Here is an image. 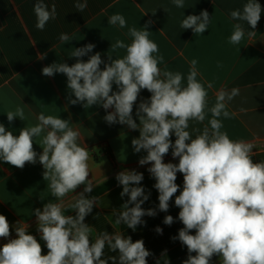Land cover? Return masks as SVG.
<instances>
[{
	"label": "clouds",
	"instance_id": "obj_1",
	"mask_svg": "<svg viewBox=\"0 0 264 264\" xmlns=\"http://www.w3.org/2000/svg\"><path fill=\"white\" fill-rule=\"evenodd\" d=\"M173 4L177 8L185 7L184 0H173ZM75 7L83 11L87 4L78 3ZM34 12L36 27L43 30L47 22L55 18L56 7L52 5L49 10L46 4L36 3ZM261 12L257 0H248L242 11L233 10L230 17L256 29ZM210 22L209 13L204 10L199 15L186 16L180 27L201 35ZM108 24L127 26L125 17L119 13L111 15ZM148 24L140 29L128 28L131 43L117 39L111 44V52L125 50L122 58L114 59L108 54L105 62L96 52L84 61L80 58L95 48L89 43L69 53L70 57L77 58L71 66L52 63L42 68V74L52 77L61 73L67 77V88L75 97L69 99L70 104L82 103L85 108L101 106L107 112L104 120L109 125L118 123L139 131L131 144L134 153L146 152L138 163L151 165L147 171L156 181L153 187L159 194V211L168 212L174 196L175 206L180 209L177 219L184 227L172 239L187 248L189 255L183 264H210L214 255L221 258V264H264V161L254 162L252 143L232 140L222 131L221 117L231 118L227 104L239 95V89L233 88L230 92L221 89L209 108L207 88L197 79V61L190 62L186 86L182 73L167 67L162 70L159 65L164 58L158 55V45L149 38ZM233 29L228 42L238 45L245 30L241 23L234 24ZM255 34L250 30L247 33L250 38ZM60 40L67 43L72 38L62 34ZM114 84L117 91H113ZM207 87L211 88V83ZM142 89L151 96L141 100L136 108L137 123L133 107ZM109 109L114 110L107 111ZM6 115L9 122L17 117L22 121L26 119L22 107ZM37 119L36 125L21 129L18 136L0 124V161L22 169L26 163L35 164L38 160L44 168L47 189L56 202L48 200L42 210L36 208L32 213L37 220L39 239L29 231L27 223L18 221L11 225L7 217L0 214V238L7 240L0 246V264H147L152 253L146 249L143 239L133 242L131 236L108 231L92 238L94 230L85 223V218L93 212L98 198L84 195L93 190L88 179L89 150L79 143L80 132L74 130L70 120L43 112ZM190 121L202 124L203 128L193 127L189 131ZM34 143L42 148V153L34 150ZM170 149L178 163L164 162ZM177 173L183 174L179 195H176L180 189L176 183ZM143 179L144 174L135 169H125L116 175L118 185L122 186L120 196H127L128 200L112 221L114 226L125 224L135 231L145 223L144 216L157 214L153 208L142 207L150 198V192L146 194L141 186ZM81 185H84L83 192L75 195L70 205L75 214L65 215L64 198ZM163 223L171 226L173 216L166 215ZM13 228L16 238H10ZM155 231L162 234L163 229L157 227ZM106 247L118 252V257L105 259Z\"/></svg>",
	"mask_w": 264,
	"mask_h": 264
},
{
	"label": "crops",
	"instance_id": "obj_2",
	"mask_svg": "<svg viewBox=\"0 0 264 264\" xmlns=\"http://www.w3.org/2000/svg\"><path fill=\"white\" fill-rule=\"evenodd\" d=\"M247 2L184 0L185 7L177 8L173 0H0V124L18 136L21 129L36 125L38 115L43 112L70 120L74 130L80 132L79 143L89 150L88 179L93 185L92 192L84 195L98 198L93 212L85 218V223L94 230L93 239L104 231L131 236L133 242L143 239L146 249L152 253L147 258V264H183L189 255L186 246L172 239L184 227L177 219L180 209L175 206V196L169 202L168 212L159 211V194L153 187L156 181L147 171L151 165L141 166L138 163L146 152L133 151L131 141L139 136V131L118 123L109 125L104 120L107 112L101 106L85 108L82 103L70 104L69 99L75 97L67 88V77L61 73L45 76L42 68L52 63H67L71 66L77 58L70 57L69 53L73 48L89 43L94 44L95 48L80 58L84 61L96 52L101 54L105 62L108 61V54L114 59L122 58L126 54L125 50L111 52V44L117 39L126 44L131 43L128 28L140 29L152 21L147 30L150 31L149 38L159 47L158 55L164 58L159 67L182 73L186 86L190 62L195 59L197 79L208 91L209 108L214 105L221 89L229 92L233 88L239 89V95L227 104L231 118L221 117L224 125L222 131H226L232 140L252 143L254 162L264 161V0H257L262 12L256 29L230 17L231 11H242ZM36 3L46 4L49 10L52 5L56 7L55 18L50 19L43 30L36 27ZM78 3H86L87 7L80 11L75 7ZM204 10L209 13L211 22L203 34L196 35L191 29L180 27V22L186 16L199 15ZM117 13L125 17L126 27L108 24V18ZM236 23L243 25L245 36L240 44L233 45L228 40ZM249 30L256 32L251 38L247 35ZM62 34H67L72 40L62 43ZM41 56L44 58L41 59ZM209 83L211 88L207 87ZM117 90L114 84L113 91ZM150 96L151 93L146 89L141 90L133 107V118L137 123L136 108L141 100ZM16 107L24 109L26 119L22 121L17 117L9 122L6 114ZM189 123V131L193 127L203 128L202 124ZM171 139L174 143V134ZM35 142L38 143V140ZM36 143L34 150L40 154L42 148ZM164 162L178 163V158L172 157L171 149L164 157ZM125 169H135L144 174L141 186L145 188L146 194L150 192V198L142 207L146 210L153 208L157 212L154 217L144 216L142 219L145 223L137 226L135 231L128 229L125 224L114 226L112 223L128 200L127 196H120L122 186L116 180V175ZM43 172L44 168L38 160L35 164L26 163L22 169L0 161V214L5 215L11 225L18 221L27 223L29 231L37 235L38 239L37 220L32 213L36 208L42 210L48 200L56 202L47 189ZM176 183L180 186L176 193L179 195L183 188V174L177 173ZM83 190L84 185H81L64 198L65 215L75 214L70 205L74 203L75 195ZM166 215L174 218L171 226L163 223ZM157 227L163 229L162 234L155 231ZM191 234L194 235L195 230ZM10 238H16L14 228ZM6 242L0 238V246ZM43 248L44 254H47L46 246ZM118 255V252H112L107 247L104 250L105 259ZM210 264H221V258L214 255Z\"/></svg>",
	"mask_w": 264,
	"mask_h": 264
}]
</instances>
